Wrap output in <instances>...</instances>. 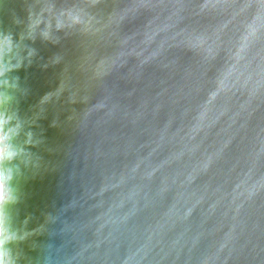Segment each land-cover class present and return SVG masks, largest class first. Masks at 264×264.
<instances>
[{"label":"water","instance_id":"1","mask_svg":"<svg viewBox=\"0 0 264 264\" xmlns=\"http://www.w3.org/2000/svg\"><path fill=\"white\" fill-rule=\"evenodd\" d=\"M5 40L0 264H264V0H0Z\"/></svg>","mask_w":264,"mask_h":264},{"label":"clouds","instance_id":"2","mask_svg":"<svg viewBox=\"0 0 264 264\" xmlns=\"http://www.w3.org/2000/svg\"><path fill=\"white\" fill-rule=\"evenodd\" d=\"M244 48L237 49L236 61L243 59ZM9 49L7 41L0 59L7 57ZM9 71L7 61H4L0 75ZM235 67L230 66L221 80V85L209 93V101L215 100L222 90L227 78L233 75ZM5 85L7 81H4ZM10 97L3 95L0 100V235L8 230L9 216L7 209L21 202L27 192V185L36 174L35 165L29 159L23 147L17 148L13 141L19 137L22 130L21 120L18 115V108L9 103ZM7 239V236H5Z\"/></svg>","mask_w":264,"mask_h":264}]
</instances>
